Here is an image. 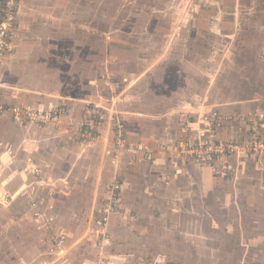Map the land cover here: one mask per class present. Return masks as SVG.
Returning <instances> with one entry per match:
<instances>
[{"label":"crops","instance_id":"1","mask_svg":"<svg viewBox=\"0 0 264 264\" xmlns=\"http://www.w3.org/2000/svg\"><path fill=\"white\" fill-rule=\"evenodd\" d=\"M213 16L206 11L198 17L197 22L202 25L197 27L202 32L211 29ZM216 20L220 32L231 37L233 30L230 26L227 28L217 16ZM179 29L180 41L172 42L171 48L165 47L168 48L166 56L161 59L163 70H167L168 75L149 74L151 67H148V75L145 76L148 85L140 81L138 89L134 90L135 95L128 102L125 100L130 95L122 91L125 79L122 72L128 63L131 64L132 53L129 55L123 51L126 55L121 54V50L130 47L123 41L121 31H111V35H105L101 42L109 67L103 71L96 56L90 52V44L71 43V0H21L15 46L7 50L0 61V100L5 104H28L45 110L59 106L65 108L60 117L45 125L15 119L9 113L0 115V196L7 193L11 201L22 198L28 200V204L31 198L41 196L44 213L34 217L35 227L27 229L28 225H18L26 238L32 229L40 234L30 242L36 250L42 248L41 237L48 226L57 234L71 236V241L80 244L89 238L93 240L92 222L104 206L106 184L118 175L123 182L121 203L126 211L122 215L111 216L107 225L109 236L105 241L113 244L116 250L133 249L134 252L127 256L140 257L147 253L140 245L142 240L154 238L152 232H145V228L157 225L161 218L156 217L154 206L158 201L157 194L170 192L172 185L175 192L186 190L192 171L198 187L204 185L198 178L199 173L211 178V185L216 179L224 178L213 175L210 167L187 156H178L172 149L188 138V128L195 131L208 123L204 113L210 119H216L219 115L215 116L212 110L223 116L219 120L223 126L218 125L221 137L242 136L244 125L241 128L242 123L235 116L255 111L264 114V84L243 100L237 99L239 88L236 90L232 82L228 83V91L224 93L220 86L213 87L208 97L211 100L206 102L203 84L199 82L206 57L188 47L187 41L183 40L184 28ZM75 47L83 50L84 54L78 53ZM195 48L201 50L199 45ZM150 50L152 48L147 49L148 57L140 62L150 65L156 59ZM71 60L77 63H71ZM236 61L230 59L227 65ZM211 63H219V58L216 61L212 57ZM256 64L264 83V61ZM247 80H251L249 75ZM193 82L196 87L191 85ZM94 104L104 108L105 117L100 124L89 112ZM128 105L129 108H124ZM160 110H167L168 118L155 127L152 124L155 119L144 115H154ZM113 115L120 118L125 135L147 144L150 154L127 147L115 148L111 139L117 137L119 131L110 119ZM87 123L102 133L95 142L82 137V128ZM108 144L109 148L114 147L113 155L105 150ZM7 148L12 149L11 155ZM31 165L40 168V175L32 171ZM252 169L264 174V154L256 158ZM22 170L27 179L22 178ZM39 176L45 185H40ZM259 184V191L253 185L251 187L264 193V176ZM51 190L53 194L49 193ZM70 226L71 232L68 233L66 228ZM58 249L57 257L65 254L66 249ZM85 253L81 251V256L84 257ZM45 255V252H37L33 257H41L42 260ZM124 255L119 253L116 257L123 258L121 256Z\"/></svg>","mask_w":264,"mask_h":264},{"label":"rangeland","instance_id":"2","mask_svg":"<svg viewBox=\"0 0 264 264\" xmlns=\"http://www.w3.org/2000/svg\"><path fill=\"white\" fill-rule=\"evenodd\" d=\"M206 11H210L214 19L210 22L212 28L202 32L197 27L202 23L197 21ZM216 16L227 28L230 26V30H233L231 37L220 32ZM179 27L184 28L183 40L187 41L188 47L195 52H202L206 57L199 76L206 102L211 100L208 97L213 87L220 86V91L224 93L232 82L236 90L239 88L237 99L243 100L264 84L258 75L260 68L256 64L264 61V0H71V43L90 44V52L96 56L97 64L103 71L109 68L107 57L102 51L103 43L101 45L104 36L111 35L114 30L124 32H120L123 41L128 42L131 48L126 49L128 51L121 50V54L123 51L129 55L132 53L131 64L128 63L122 72L125 78L122 91L130 95L125 100L128 102L135 95L134 90L138 89L140 81L145 82V86L148 85L145 77L148 75V67H151L149 74L158 72L161 77L168 75L167 70H163L161 59H165V53L171 48L172 42L180 41ZM208 43L211 45L206 46ZM162 44L165 45L160 48ZM197 45L201 50H196ZM75 48L78 53L84 54L83 50ZM150 48V53H155L156 59L150 65L140 62L142 58L148 57L146 53ZM212 57L216 61L219 58V63L212 64ZM230 59L237 61L227 65ZM71 63L77 61L71 60ZM248 75L250 81L247 80ZM191 85L196 87L195 82ZM167 112L160 110L154 115L144 116L155 119L152 124L158 127V123L165 122L168 118ZM212 112L215 116L219 115V120L223 117L215 110ZM205 115L208 114L204 113ZM242 117L244 116H235L242 123L241 128L244 125L246 129L247 117ZM208 118L210 119L209 116ZM219 126H223L221 121ZM122 131L125 137L124 128ZM83 139L89 141L85 137ZM128 139L132 143H144L129 136ZM112 149L108 144L105 150L113 155ZM142 151L150 154L151 150ZM230 160H234V157ZM234 163L236 164L231 172L222 175L224 178L216 179L212 185L211 178L199 173L198 178L204 185L198 187L197 179L193 178L195 172L192 171L193 176L187 180L186 190L175 192L172 185L170 192L157 194L158 201L154 206L156 217L161 218L157 220V225L151 224L145 228V232H152L154 238L142 240L140 245L147 253L136 258L127 256L134 252L133 249L116 250L113 244L104 240L98 222L102 215L100 210L92 222L91 231L95 233L93 240L89 238L90 240L80 244L67 236L58 249L55 237L59 234L48 226L41 237L42 248L38 251L30 242L40 234L32 229V233L26 238L24 230L21 231L18 225H28L27 229L35 227L34 219L41 216L36 211L44 213L41 209V196L31 198L28 204L26 199L11 201L7 193L3 197L1 195L0 264H264V193L258 192L264 174L252 169L256 161ZM41 179L39 176L40 185H45V182L41 183ZM176 181L179 182L178 179ZM165 185L169 186L167 183ZM35 198L40 202L35 201ZM35 202L37 206L33 205ZM66 229L68 233L71 232V226ZM57 249H66V252L57 257ZM81 251L86 252L84 257L81 256ZM37 252H45L47 255L41 260V257H33ZM119 253L126 255L117 258L116 254Z\"/></svg>","mask_w":264,"mask_h":264},{"label":"built area","instance_id":"3","mask_svg":"<svg viewBox=\"0 0 264 264\" xmlns=\"http://www.w3.org/2000/svg\"><path fill=\"white\" fill-rule=\"evenodd\" d=\"M20 6L21 0H0V61L6 51L15 46L14 38L19 21ZM64 110L63 106L45 110L28 104H5L0 100V115L9 113L15 119L43 125L60 117ZM89 112L96 116L98 124L105 117L104 108H101L99 104H94ZM242 116L247 117L248 127L246 129L244 127V132L240 137H221L218 130L219 116L216 119H209L205 115V119L208 118V123L202 128H197L194 132L188 128V138L182 140L180 145L172 150L178 156H187L203 166L210 167L215 175L220 176L230 173L235 167L236 163L234 162L256 161L258 156L264 154V114L261 111H255ZM110 119L113 120L119 131L118 136L113 138L116 148L127 147V149L149 150L147 144L132 143L127 136H123L121 130L123 124L120 122L119 117L113 115ZM188 127L190 126L188 125ZM82 134L89 141H95L101 136L97 127L91 126L89 123L83 126ZM7 151L10 155L13 152L11 148H7ZM233 157L234 160H230ZM31 169L35 174L40 175L38 166L31 165ZM23 171L20 174L22 178L27 179L28 176ZM41 183H44L43 178ZM122 185V179L118 175L112 177L106 184L105 203L104 207L100 209L102 215L98 220L104 240L109 236L107 225L111 216L122 215L126 211L125 206L121 203ZM50 193L52 194L53 191L51 190ZM36 199L38 198L34 199L37 202L41 201V199L40 201ZM33 205L37 206L36 202ZM36 214L40 215L41 211H36ZM64 238V235L55 237L56 247L60 248L62 246Z\"/></svg>","mask_w":264,"mask_h":264}]
</instances>
